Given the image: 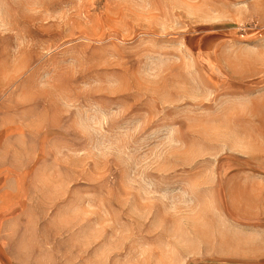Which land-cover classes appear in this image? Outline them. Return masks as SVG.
Masks as SVG:
<instances>
[{"label":"rangeland","instance_id":"1","mask_svg":"<svg viewBox=\"0 0 264 264\" xmlns=\"http://www.w3.org/2000/svg\"><path fill=\"white\" fill-rule=\"evenodd\" d=\"M8 264H264V0H0Z\"/></svg>","mask_w":264,"mask_h":264},{"label":"crops","instance_id":"2","mask_svg":"<svg viewBox=\"0 0 264 264\" xmlns=\"http://www.w3.org/2000/svg\"><path fill=\"white\" fill-rule=\"evenodd\" d=\"M3 245H5L4 240L0 234V264H8Z\"/></svg>","mask_w":264,"mask_h":264}]
</instances>
